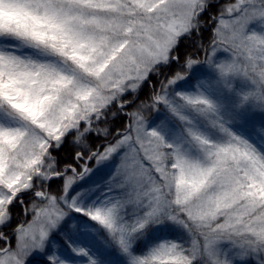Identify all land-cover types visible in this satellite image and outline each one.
I'll return each mask as SVG.
<instances>
[{"label":"snow or ice","instance_id":"obj_1","mask_svg":"<svg viewBox=\"0 0 264 264\" xmlns=\"http://www.w3.org/2000/svg\"><path fill=\"white\" fill-rule=\"evenodd\" d=\"M0 264H264V0H0Z\"/></svg>","mask_w":264,"mask_h":264}]
</instances>
